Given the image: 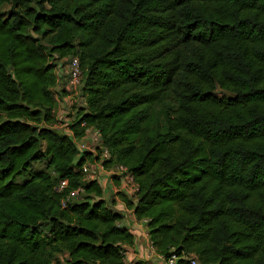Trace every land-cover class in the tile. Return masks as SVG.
Here are the masks:
<instances>
[{
    "label": "trees",
    "instance_id": "trees-1",
    "mask_svg": "<svg viewBox=\"0 0 264 264\" xmlns=\"http://www.w3.org/2000/svg\"><path fill=\"white\" fill-rule=\"evenodd\" d=\"M87 127L156 254L264 264V0H0V264H126L134 233L81 171Z\"/></svg>",
    "mask_w": 264,
    "mask_h": 264
},
{
    "label": "built area",
    "instance_id": "built-area-1",
    "mask_svg": "<svg viewBox=\"0 0 264 264\" xmlns=\"http://www.w3.org/2000/svg\"><path fill=\"white\" fill-rule=\"evenodd\" d=\"M67 65H68V77L66 84L64 86L66 94L60 96V99L58 98V105L61 103V101L68 102L72 100V96L74 95L77 96L79 93V86L81 84V75H82L79 61L76 57H73L70 59ZM79 100H81L82 102L79 105H83V98L81 97ZM79 105H75V106L77 107ZM56 117L59 120H61L62 118V116H59L57 109H56ZM60 122L61 121L57 122L58 128H62L64 126ZM81 126H85L84 122L81 123ZM65 131L71 133L70 129H68L67 124L65 125ZM75 143L80 152L87 150L93 153L94 155H97L95 157L96 158L95 161L93 162L94 168H91V165L88 162L82 165L81 171L83 174H85V178L87 179L98 178L100 175L99 173L106 172L109 177L117 176L121 180V184L118 186L117 191L122 190L127 192L128 194H132L136 191L137 187L134 182L133 176L130 173L126 172L127 170L124 166L115 165L109 169H106L102 165L103 160L109 158V152L107 148L101 146L99 133L96 129L87 127L84 131V135L80 138L75 139ZM97 149H99V153H97ZM122 173H124V175H121ZM66 185H67V180H62L59 182L56 189L60 191ZM81 190H82L81 188H78L74 190L71 194L72 195L78 194V192H80ZM62 204L64 205V202H62ZM150 248L151 250H154L151 244H150ZM157 257L160 260H162L164 264H199L197 258L194 255L177 256L175 254H172L169 257L164 258L163 256L157 254Z\"/></svg>",
    "mask_w": 264,
    "mask_h": 264
},
{
    "label": "crops",
    "instance_id": "crops-1",
    "mask_svg": "<svg viewBox=\"0 0 264 264\" xmlns=\"http://www.w3.org/2000/svg\"><path fill=\"white\" fill-rule=\"evenodd\" d=\"M58 76V72H56ZM99 180L104 186V197L110 199L113 196L116 199L115 207L118 210H122L124 214V224L129 227L134 233V241L131 245L126 246V264H135L137 261H143L145 264H164L162 260L157 257L154 250L150 248L149 235L143 222L135 219L133 213L126 209L121 201L115 196L118 189L115 186L121 184V180L113 177H109L106 172H101ZM158 262V263H155Z\"/></svg>",
    "mask_w": 264,
    "mask_h": 264
},
{
    "label": "rangeland",
    "instance_id": "rangeland-1",
    "mask_svg": "<svg viewBox=\"0 0 264 264\" xmlns=\"http://www.w3.org/2000/svg\"><path fill=\"white\" fill-rule=\"evenodd\" d=\"M56 69L58 72V83H57L56 89L60 90V88L62 86H65V84H66L65 80H66V76H68V65L66 63L62 64L60 61L59 66ZM58 98L60 99L59 95H58ZM80 98L81 97L79 96V93H78L77 96H75V95L72 96V100H70L68 102L67 101H61V103L58 105L57 112H58L59 116H62L60 123H62V125H64L61 129L65 130V125L68 124L69 121L71 120L70 116H67V115L69 114L68 112L71 111V108L73 107V105H79L82 103L81 100H79ZM88 163L91 165V168H94L93 162H88ZM44 166H45V160H42V161L35 162L32 165V168L38 169V168H43ZM117 188L118 187L115 186V189H117ZM155 263H158V262L155 261Z\"/></svg>",
    "mask_w": 264,
    "mask_h": 264
}]
</instances>
